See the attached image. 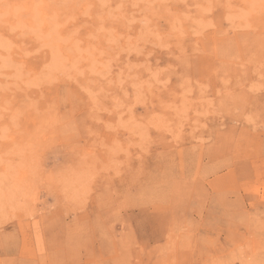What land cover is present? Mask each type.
I'll return each instance as SVG.
<instances>
[{
  "label": "rangeland",
  "instance_id": "1",
  "mask_svg": "<svg viewBox=\"0 0 264 264\" xmlns=\"http://www.w3.org/2000/svg\"><path fill=\"white\" fill-rule=\"evenodd\" d=\"M0 264H264V0H0Z\"/></svg>",
  "mask_w": 264,
  "mask_h": 264
}]
</instances>
